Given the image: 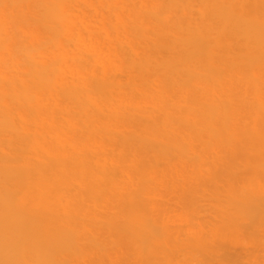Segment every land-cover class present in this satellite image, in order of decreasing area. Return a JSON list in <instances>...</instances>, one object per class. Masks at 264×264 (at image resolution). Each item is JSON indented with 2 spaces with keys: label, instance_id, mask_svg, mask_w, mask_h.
Wrapping results in <instances>:
<instances>
[{
  "label": "bare ground",
  "instance_id": "6f19581e",
  "mask_svg": "<svg viewBox=\"0 0 264 264\" xmlns=\"http://www.w3.org/2000/svg\"><path fill=\"white\" fill-rule=\"evenodd\" d=\"M0 264H264V0H0Z\"/></svg>",
  "mask_w": 264,
  "mask_h": 264
}]
</instances>
